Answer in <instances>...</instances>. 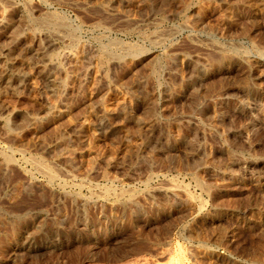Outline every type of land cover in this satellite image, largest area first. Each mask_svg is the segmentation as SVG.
<instances>
[{"label":"rangeland","instance_id":"374dc122","mask_svg":"<svg viewBox=\"0 0 264 264\" xmlns=\"http://www.w3.org/2000/svg\"><path fill=\"white\" fill-rule=\"evenodd\" d=\"M0 19V264H264V0Z\"/></svg>","mask_w":264,"mask_h":264},{"label":"bare ground","instance_id":"6f19581e","mask_svg":"<svg viewBox=\"0 0 264 264\" xmlns=\"http://www.w3.org/2000/svg\"><path fill=\"white\" fill-rule=\"evenodd\" d=\"M8 17V16H7ZM27 17V16H26ZM58 19V18H57ZM1 20V19H0ZM3 23V22H2ZM31 23V22H30ZM32 24V23H31ZM60 25V24H59ZM31 26V25H30ZM33 26V25H32ZM38 26V25H37ZM34 30V29H33ZM37 34V33H36ZM49 57V56H48ZM47 57V58H48ZM48 60H50V59H48ZM7 70V69H6ZM14 75H13V73H7V75L5 76V79H12V77H13ZM3 78V77H2ZM16 79V78H15ZM11 81V80H10ZM5 83H7V82H5ZM7 120V119H6ZM8 121V120H7ZM8 123V122H7ZM6 124V123H5ZM41 162V161H40ZM38 164V163H37ZM38 166H39V164H38ZM42 167V166H41Z\"/></svg>","mask_w":264,"mask_h":264}]
</instances>
